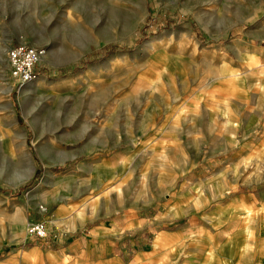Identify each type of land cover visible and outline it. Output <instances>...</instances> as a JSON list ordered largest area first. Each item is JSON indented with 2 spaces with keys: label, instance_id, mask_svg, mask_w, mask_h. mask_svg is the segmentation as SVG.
<instances>
[{
  "label": "rangeland",
  "instance_id": "1",
  "mask_svg": "<svg viewBox=\"0 0 264 264\" xmlns=\"http://www.w3.org/2000/svg\"><path fill=\"white\" fill-rule=\"evenodd\" d=\"M259 22L264 0H0V257L28 244L25 225L41 219V191L59 188V174L107 156L126 165L102 186L122 189L129 217H143V229L121 241L128 264H264L251 246L264 240L262 223L240 221L238 258L232 245L214 247L231 227L211 215L233 195L241 210L264 191V57L250 69L236 49H264V33L250 38ZM16 43L43 54L20 88L6 60ZM223 65L231 71L219 72ZM168 94L180 97L175 111L164 106ZM163 122L172 127L157 136ZM82 135L107 140L71 142ZM79 176L64 179L75 190L97 185ZM175 200L185 209L167 223ZM183 226L192 233L133 260L159 230Z\"/></svg>",
  "mask_w": 264,
  "mask_h": 264
},
{
  "label": "crops",
  "instance_id": "2",
  "mask_svg": "<svg viewBox=\"0 0 264 264\" xmlns=\"http://www.w3.org/2000/svg\"><path fill=\"white\" fill-rule=\"evenodd\" d=\"M232 15L238 16L239 10L237 9ZM255 15V17L258 16L257 13ZM256 24L250 35L253 42H258L260 35L264 33V24L260 22L258 25ZM261 42H264L263 38ZM237 47V53L241 60L240 64L244 67L253 69L262 63L261 58L264 57V49H257L255 52V50L250 51L247 48L241 49ZM217 70L219 72L231 71V69L224 65L218 67ZM0 73L2 72L0 71ZM163 74L166 78L171 75L170 72L164 71ZM231 81L232 86L230 87H233L235 77L232 76ZM237 91L236 86L228 90L233 97L241 95ZM179 101L180 97L178 95L168 94L167 103L163 102L166 103L164 106L167 105V111L171 112L175 111L176 107L182 104ZM166 124L172 127L169 122H166ZM166 124L163 122L155 126L157 128V136L165 128ZM62 126L64 127V125L59 124V130L62 129ZM126 136L129 141H135L129 136L128 131L126 132ZM167 138L172 142L175 137L168 135ZM106 140L103 137L96 138L82 135L71 142L95 144L106 143ZM65 142L63 134L60 132L59 144H64ZM61 154L62 152L59 151V155ZM162 157L163 155H159V158ZM75 158L76 156L73 155L72 159ZM125 165L126 160L123 159L111 160L107 156H89L69 167L66 172L59 174V188L49 186L41 191H46L48 194L47 196L44 195L42 199L43 207L41 210L43 211V216L39 220L44 221L47 226V237L44 239L27 237L28 244L23 248L16 249L17 252H9L5 257H0V264H128V249L125 245L122 246L121 241L122 239H126L129 231L143 229V217H129L127 202L122 189L114 187L113 190H108L102 186L108 180L109 182H113L117 178V175H114V173L123 169ZM85 171H87V174H84ZM96 172L102 174L109 172L112 176L103 174L101 177ZM66 175L71 177L81 175L79 177L84 178L88 175H94L95 182H97L96 188L75 190L73 183L65 181L64 176ZM95 175L97 176L95 177ZM259 197L258 199L252 197L247 203L242 205L241 210L243 212L235 206L237 205L238 198L234 195L225 202L215 205L211 215L215 218L216 223L225 220L230 222L231 231L226 234L227 236H223L214 247L219 249L222 247L226 248L227 244L229 246L232 245L233 253H236L239 258L240 252L238 249L240 248V243L238 241L235 244L233 240L240 239L238 235L240 233V221L248 216L247 220L252 221L251 224L257 229L259 224L262 223L264 225V191ZM180 201L178 200L177 203L171 205V207L169 206L165 211L167 223L178 218V215L185 209V205H183L184 200H182V203ZM249 225L250 223L245 224L244 231H249ZM21 227H24V225L22 224ZM260 230L264 232V227H260ZM159 231L153 238L152 248L146 251L140 250L135 252L133 255L134 261L137 262L143 258L148 259L158 251V246L169 247L176 239L192 233L188 226L174 230ZM20 233H23L22 230L11 235L10 239L17 238ZM259 237H264V235ZM248 243L250 242L248 241ZM251 243L252 251H254L255 255L259 256V251H264V240L261 242L258 240L251 241Z\"/></svg>",
  "mask_w": 264,
  "mask_h": 264
},
{
  "label": "built area",
  "instance_id": "3",
  "mask_svg": "<svg viewBox=\"0 0 264 264\" xmlns=\"http://www.w3.org/2000/svg\"><path fill=\"white\" fill-rule=\"evenodd\" d=\"M41 55V49L25 43H16L7 48L8 71L14 85L21 87L36 76L35 65ZM25 233L28 238L44 239L48 231L43 221H29L25 225Z\"/></svg>",
  "mask_w": 264,
  "mask_h": 264
},
{
  "label": "bare ground",
  "instance_id": "4",
  "mask_svg": "<svg viewBox=\"0 0 264 264\" xmlns=\"http://www.w3.org/2000/svg\"><path fill=\"white\" fill-rule=\"evenodd\" d=\"M151 45V43L149 44V46ZM32 46V45H31ZM35 47V46H33ZM37 48V47H36ZM43 55V54H42ZM42 55L39 57V59H41ZM20 88V87H19ZM20 229L23 231L24 230V227H20Z\"/></svg>",
  "mask_w": 264,
  "mask_h": 264
}]
</instances>
